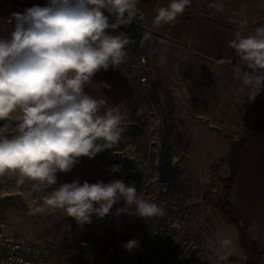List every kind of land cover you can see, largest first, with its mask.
<instances>
[{"label": "clouds", "instance_id": "9594fccd", "mask_svg": "<svg viewBox=\"0 0 264 264\" xmlns=\"http://www.w3.org/2000/svg\"><path fill=\"white\" fill-rule=\"evenodd\" d=\"M138 0H48L8 20L10 33L0 36V184L43 201L36 212L61 211L80 225L112 214L141 219L164 215V208L146 199L121 179L83 183L58 182L79 158L93 159L121 140L128 115L123 101L108 106L86 91L102 70L119 68L133 41L121 26L139 15ZM191 0H169L153 17L156 26L175 24ZM219 7V6H217ZM110 18L114 22H110ZM242 20L228 46L237 58L232 67L237 92L248 103L264 91V24L245 35ZM149 38L143 34L140 41ZM163 63V57H161ZM229 63H232L229 61ZM122 165H112L115 173ZM139 241L123 247L131 251ZM234 241H218L216 255L226 261Z\"/></svg>", "mask_w": 264, "mask_h": 264}, {"label": "rangeland", "instance_id": "374dc122", "mask_svg": "<svg viewBox=\"0 0 264 264\" xmlns=\"http://www.w3.org/2000/svg\"><path fill=\"white\" fill-rule=\"evenodd\" d=\"M157 3L158 0L155 2V14ZM47 4L48 0H0V36L6 37L10 33L12 25L8 20L13 13H23L33 6L44 7ZM186 8L175 24L131 23L141 36L144 33L149 35V75L155 96L154 106L137 96L133 83L126 76L124 63L118 69L102 70L86 88L89 94L104 99L108 106L123 101L128 112L125 124H140L143 128L138 138L126 141L122 153L108 154L113 164L122 165L125 169L126 175L122 180L126 184L134 182L141 194L140 181L144 171L152 168L153 163L151 146L154 144L151 141H160L163 136L169 152L167 157L175 160L170 163L174 179L179 185L196 192L198 188L208 186L207 177L215 161L208 160L210 150L206 143L212 144L217 139L209 137L206 128H200L201 116H211L213 124L219 127L223 140H217V145L221 149L242 139L250 129L264 121V91L252 103L237 92L239 82L232 72L237 58L228 46L242 20L248 21L243 29L245 35L264 24V2L199 0ZM3 123L0 121V126ZM218 159H224L228 164L227 155ZM94 165L93 160H79L70 173L58 174V182H71L78 178L81 183H96V178L91 175ZM228 168L229 164L227 171ZM0 190L5 191L0 192V217L7 231L24 242L63 241L82 235L93 241L127 228L134 219L131 215H115L116 207H124L121 202L114 206L112 214L103 219L93 215L90 224L80 225L58 210L36 212L43 201L17 190L11 183L0 184ZM73 248V262L86 261L94 254V250L79 251L78 245ZM207 258L211 264H234L229 257L223 262H214L208 255ZM235 260L239 264H247L245 255Z\"/></svg>", "mask_w": 264, "mask_h": 264}, {"label": "built area", "instance_id": "2783aa9c", "mask_svg": "<svg viewBox=\"0 0 264 264\" xmlns=\"http://www.w3.org/2000/svg\"><path fill=\"white\" fill-rule=\"evenodd\" d=\"M110 22L114 20L110 18ZM121 27L120 32L133 41L124 63L126 76L137 96L154 106L148 42L140 43L143 36L135 31L134 25ZM151 143L154 144L151 146L153 169L144 171L140 187L146 199L163 206V216L145 220L134 216L127 228L93 241L82 235L63 241L38 242L21 241L7 231L0 217V264H211L206 241L215 230L213 219L217 203L225 192L228 164L224 159L213 160L208 186L195 192L174 179L170 163L175 160L167 157L169 152L163 136ZM131 239H137L139 245L128 251L123 245ZM74 245H78L79 251L94 250V254L86 261L73 262Z\"/></svg>", "mask_w": 264, "mask_h": 264}, {"label": "crops", "instance_id": "0c3cea01", "mask_svg": "<svg viewBox=\"0 0 264 264\" xmlns=\"http://www.w3.org/2000/svg\"><path fill=\"white\" fill-rule=\"evenodd\" d=\"M196 1L199 0H193L192 2ZM218 1L224 2L226 0ZM262 1L264 2V0H258V2ZM168 3L169 0H158L157 9L162 6H167ZM201 118L202 121H199L201 124L200 128H206V130L209 131V137L214 136L217 138L212 144L209 142L206 143L210 150V154L207 155L208 160H216L222 155L228 156L232 145L230 144L225 149H221L217 145L219 140H223L219 135V128L217 129V125L213 124L211 116L202 115ZM192 128H189V130L192 131ZM213 133H215V135H213ZM191 138L194 140L195 137L192 136ZM228 174L229 168L227 176ZM207 178L209 182V174ZM230 199L240 214L242 224L247 227L253 240L264 252V131L246 140L240 158L239 172ZM213 220L215 230L206 241V254L208 257L213 258L214 262L219 261L216 255L218 241L228 237L234 241L235 245L231 255L228 257L231 259L232 263L239 264L235 258L243 257L245 255V250L239 241L237 226L221 214L219 206H217V211ZM261 264H264V255Z\"/></svg>", "mask_w": 264, "mask_h": 264}, {"label": "trees", "instance_id": "16d2710c", "mask_svg": "<svg viewBox=\"0 0 264 264\" xmlns=\"http://www.w3.org/2000/svg\"><path fill=\"white\" fill-rule=\"evenodd\" d=\"M155 2L156 0H138L137 7L140 13L143 14L144 19L141 20L138 15L134 21L148 25L153 21L155 14ZM187 9V8H186ZM264 131V121L258 123L252 129L249 130L246 136L242 139L234 141L231 150L228 155L229 174L224 179L225 192L218 201L217 205L221 214L233 222L239 231V241L245 250V257L247 258V264H261L264 252L259 248L257 243L251 237L247 227L242 224V219L236 207L233 205L230 199L231 192L234 187L235 180L239 172L240 158L242 155L243 146L248 138ZM143 132V128L140 124H124V131L119 143L113 149H106L102 153L97 154L93 159L87 157L79 158L80 161L93 160L95 165L92 168L91 175L96 178V181H103L105 183L111 182L114 179H123L126 175L125 169H121L118 172H111L110 168L113 164L108 154L115 151H120L125 147L126 141L129 139L138 138Z\"/></svg>", "mask_w": 264, "mask_h": 264}, {"label": "bare ground", "instance_id": "6f19581e", "mask_svg": "<svg viewBox=\"0 0 264 264\" xmlns=\"http://www.w3.org/2000/svg\"><path fill=\"white\" fill-rule=\"evenodd\" d=\"M0 192H1V193H4L5 191H3V190H0ZM6 192H7V191H6ZM23 192H26V190H25V191H23Z\"/></svg>", "mask_w": 264, "mask_h": 264}, {"label": "water", "instance_id": "95a60500", "mask_svg": "<svg viewBox=\"0 0 264 264\" xmlns=\"http://www.w3.org/2000/svg\"><path fill=\"white\" fill-rule=\"evenodd\" d=\"M216 128L218 129L219 127L216 126Z\"/></svg>", "mask_w": 264, "mask_h": 264}]
</instances>
